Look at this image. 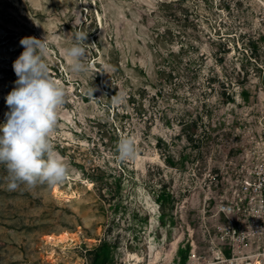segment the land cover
Returning <instances> with one entry per match:
<instances>
[{
    "label": "rangeland",
    "instance_id": "rangeland-1",
    "mask_svg": "<svg viewBox=\"0 0 264 264\" xmlns=\"http://www.w3.org/2000/svg\"><path fill=\"white\" fill-rule=\"evenodd\" d=\"M28 36L67 90L51 139L70 173L9 190L0 164V264H206L217 203L264 152V0H0V124Z\"/></svg>",
    "mask_w": 264,
    "mask_h": 264
},
{
    "label": "clouds",
    "instance_id": "clouds-1",
    "mask_svg": "<svg viewBox=\"0 0 264 264\" xmlns=\"http://www.w3.org/2000/svg\"><path fill=\"white\" fill-rule=\"evenodd\" d=\"M86 39L87 34L78 33L72 45L64 49L73 74L88 71ZM20 44L24 50L13 63L18 79L6 96L9 111L0 124V164L7 169L9 190L21 186L32 190L40 185L51 188L63 184L70 173V165L55 151L51 139L67 100V90L49 74L46 36L24 37ZM117 151L121 161L135 159L134 140L121 137Z\"/></svg>",
    "mask_w": 264,
    "mask_h": 264
},
{
    "label": "built area",
    "instance_id": "built-area-1",
    "mask_svg": "<svg viewBox=\"0 0 264 264\" xmlns=\"http://www.w3.org/2000/svg\"><path fill=\"white\" fill-rule=\"evenodd\" d=\"M216 212L223 244L215 245L206 264H264V152L226 189Z\"/></svg>",
    "mask_w": 264,
    "mask_h": 264
},
{
    "label": "bare ground",
    "instance_id": "bare-ground-1",
    "mask_svg": "<svg viewBox=\"0 0 264 264\" xmlns=\"http://www.w3.org/2000/svg\"><path fill=\"white\" fill-rule=\"evenodd\" d=\"M58 185L55 186V191H58ZM47 238H49L51 241L53 242H64L66 240H68L70 238V234L67 231H63L61 233L58 234H49L47 235ZM135 264V263H132Z\"/></svg>",
    "mask_w": 264,
    "mask_h": 264
}]
</instances>
